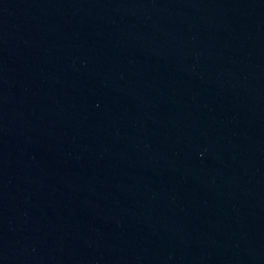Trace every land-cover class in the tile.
I'll use <instances>...</instances> for the list:
<instances>
[{"label":"water","instance_id":"obj_1","mask_svg":"<svg viewBox=\"0 0 264 264\" xmlns=\"http://www.w3.org/2000/svg\"><path fill=\"white\" fill-rule=\"evenodd\" d=\"M0 264H264V0H0Z\"/></svg>","mask_w":264,"mask_h":264}]
</instances>
